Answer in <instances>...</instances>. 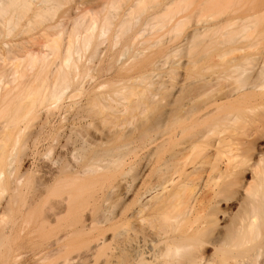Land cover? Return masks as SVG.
<instances>
[{
  "label": "bare ground",
  "instance_id": "6f19581e",
  "mask_svg": "<svg viewBox=\"0 0 264 264\" xmlns=\"http://www.w3.org/2000/svg\"><path fill=\"white\" fill-rule=\"evenodd\" d=\"M63 1L0 0V264H264V141L253 138V130L264 128V98L246 106L249 96L264 87L263 70H253L258 58L246 53L254 15L232 13L215 28L189 34L190 53L201 46L196 54L205 59L209 45L212 50L221 46L215 57L233 55L228 66L218 72L214 66L215 72L201 76L207 68L198 71L197 64L204 60L192 56L189 73L177 75L172 93L158 90L166 94H157L155 102L158 156L152 160L148 153L129 161L124 174L105 184L94 173L102 162H117L108 152L92 155L68 173L18 171L27 149L40 144L32 121L48 122L50 102L67 84L62 67L72 61L75 43L88 44L96 16L89 23L75 18L70 30L55 19L42 29L44 43L37 52L8 37L22 18L27 16L20 34L31 30L35 18L46 20L43 13L55 15ZM181 1L165 0L159 11ZM157 13L147 25L155 26ZM110 17L108 11L101 28ZM148 105L123 106L120 123H130ZM246 122L253 130L245 128ZM170 143L175 148L167 147ZM150 168L157 174L148 180ZM245 172L250 181L243 179ZM234 197L236 213L219 226L218 205Z\"/></svg>",
  "mask_w": 264,
  "mask_h": 264
},
{
  "label": "rangeland",
  "instance_id": "374dc122",
  "mask_svg": "<svg viewBox=\"0 0 264 264\" xmlns=\"http://www.w3.org/2000/svg\"><path fill=\"white\" fill-rule=\"evenodd\" d=\"M164 1L142 0L136 5V0H64L61 9L56 11L55 15L47 12L43 13L46 20L35 18L29 32L19 33L27 16L15 26L8 39L14 42L21 41L30 51L37 52L44 43L42 29L54 24L55 19H61L65 30H70L75 18H82L84 22L89 23L88 19L96 16L93 18L96 23L94 21L93 28L90 29L88 44L83 46L80 40L75 43L74 51H77L73 52L72 61L67 67H62L61 72H65L67 84L59 87V97L50 102L53 109L51 108L52 111L50 109L48 122H43L39 117L31 123V129L39 132L40 144L36 149L32 146L27 149L28 156L23 157L26 161L18 168L19 172L28 175L47 174L48 171L55 173L58 170L68 173L74 167L86 164L92 155L105 156L108 152L110 155L108 157H115L118 159L117 162L114 163L112 160L109 163L102 162L101 166L98 165V171L94 173L108 184L114 183L113 179L116 176L125 173L129 161H136L148 153L147 157L154 160L158 156V150L155 151L158 118L156 99L157 94L166 96L158 90L165 87L167 95H170L174 79L189 73L192 56L200 57L204 64L208 60L205 64L207 67L201 63L202 61L197 64V70L207 68L206 71L198 70L201 76L203 73L206 75L215 72L216 68L217 72L221 68L224 70L225 65L228 66L226 61L233 55L228 54L231 57L226 55L223 60L215 57L216 53L222 51L218 50L221 46L215 50H212L214 47L211 45L207 46L206 50L211 51L203 59L199 56L203 49L201 46L200 51L195 47L194 55L190 53L193 49L186 43L192 31L215 28L226 15L228 18L232 13V17L254 15L250 30V47L246 53L258 58L253 62V65L255 64L253 68H256L258 62L262 67L257 65L253 70L257 71L260 67L264 79V0H227L228 4L224 0H183L162 13L159 10ZM110 5L113 8L110 9ZM108 11L111 12L110 24L101 28ZM154 13L157 15L152 20L155 24L152 27L147 23ZM59 14L62 15L61 18ZM47 32L49 34L52 31ZM63 42L61 48L66 44ZM199 43L204 44L202 47L206 45L204 41ZM213 55L215 61L212 60ZM210 65L212 67H208ZM163 91L165 93V90ZM255 93L249 96V101L245 102L246 106L254 104V101L263 100L264 87ZM136 101L151 105L145 113L136 115L130 123H120L124 115L119 110ZM109 105L113 106V110H110L112 107ZM246 112L245 110L246 116L251 115V112L248 111L247 114ZM245 128L253 130V126L247 122ZM253 132V138H257L259 144L262 143L264 128ZM174 144L170 143L167 147L175 148ZM167 147L165 150L168 154L171 149L168 150ZM74 149L77 150L76 162L72 158ZM51 160L55 163L51 164ZM137 171L136 168L131 173L135 174ZM156 174V169L150 168L148 180ZM243 179L250 181V176L245 172ZM203 194L208 196L207 191ZM204 205L208 211L207 202ZM237 208L236 197L221 202L216 214L219 226L227 224ZM208 250L211 252L209 248L201 252L206 256L209 255Z\"/></svg>",
  "mask_w": 264,
  "mask_h": 264
}]
</instances>
